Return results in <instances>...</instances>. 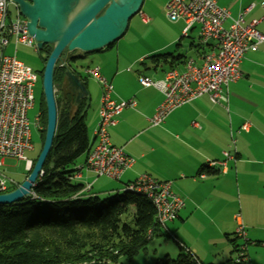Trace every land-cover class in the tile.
<instances>
[{"label": "crops", "instance_id": "crops-1", "mask_svg": "<svg viewBox=\"0 0 264 264\" xmlns=\"http://www.w3.org/2000/svg\"><path fill=\"white\" fill-rule=\"evenodd\" d=\"M216 1L227 7L233 16L252 5L245 13V23L259 20L257 28L264 34V0ZM182 31L170 32L161 43L128 56L108 52L114 47L113 43L96 51L103 57H92V61H99L93 66L99 67L101 74L112 83V98L117 102L136 101L134 107L124 108L116 116V123L109 127L112 143L124 147L136 161L120 179L97 175L93 179L95 173L92 170L81 168L74 180L84 186L92 184L89 191L81 192L87 195L125 191L129 182L143 174L172 181V189L183 198L184 205L178 217L166 222L165 227H156L150 239L155 235L168 237L169 232L175 233L185 240L200 261L204 262L202 259L209 257V261H213L210 263H214L219 253L217 243L232 233L237 236L236 230L240 224L246 229V236L249 237L246 240L260 244L264 242L257 239V232L264 230V42L242 58L240 77L224 88L226 102H213L204 94L173 109L161 125H153L150 118L163 101L164 94L155 86H143L139 76L144 74L154 80L162 79L170 69L183 71L186 61L191 58L200 65L209 50V45L199 41L195 46L191 41L188 46L191 51L188 54L182 52L178 48L182 37H185ZM190 32L186 37L190 36ZM86 54H74L79 56L76 60L65 58L62 63L78 74L87 87L88 96L82 101L86 99L89 102L87 126L93 147L103 87L98 79L87 72L92 66L83 68L77 62L72 68L69 64V60L76 62L85 58ZM91 78L94 80L92 88ZM64 88L72 93L66 74ZM72 94L75 105H79L76 104V95ZM246 123L248 126L245 129L243 126ZM86 158L87 154L83 162ZM211 162L215 164L210 165ZM83 164H77V167ZM203 172L206 173L204 177L201 176ZM101 177L116 180L117 188L95 187ZM94 187L98 192H94ZM236 188L240 191L238 199H234ZM204 232L215 237L207 245L209 256L198 238ZM175 242L180 252V244ZM232 250L233 244L229 257H236Z\"/></svg>", "mask_w": 264, "mask_h": 264}, {"label": "built area", "instance_id": "built-area-1", "mask_svg": "<svg viewBox=\"0 0 264 264\" xmlns=\"http://www.w3.org/2000/svg\"><path fill=\"white\" fill-rule=\"evenodd\" d=\"M12 4L17 8L15 17L10 15ZM251 6L233 16L227 7L219 5L216 0H168V17L172 21H185L183 36H188L193 28H198L199 41L209 45V50L200 65L191 58L186 61L183 71L170 69L162 79L154 80L144 74L139 76L143 86H155L164 94L163 101L150 118L153 125H161L173 109L204 94L213 102L227 101L224 88L240 77L242 58L248 51L257 50L264 42V34L257 28L259 20L245 23V13ZM27 22L14 0H0V193L8 189V179L2 170L6 156L26 160L28 170L33 165V160L27 158L25 152L33 148L28 110L34 106L37 75L32 67L18 60L16 54H5V48L12 42L15 51L19 44L38 49L35 37L28 32ZM87 72L98 79L103 92L100 118L94 131L96 143L88 152L84 164L77 168H87L97 176L120 179L136 159L124 147L112 143L109 127L116 123V116L124 108L134 107L136 101L129 99L117 102L112 98V83L101 74L99 67H89ZM247 126L248 123L243 128ZM205 175L201 173L202 177ZM128 184L144 186L157 198V223H154L153 234L156 227H165L166 222L178 217L184 200L172 189V181L143 174ZM91 188L92 184L89 183L81 192ZM236 233L240 238L245 237L244 225L240 224ZM169 236L190 250L181 236L172 232H169ZM246 239L240 244L235 260L239 264H264V260L261 263L251 262L246 252Z\"/></svg>", "mask_w": 264, "mask_h": 264}, {"label": "trees", "instance_id": "trees-1", "mask_svg": "<svg viewBox=\"0 0 264 264\" xmlns=\"http://www.w3.org/2000/svg\"><path fill=\"white\" fill-rule=\"evenodd\" d=\"M52 48L46 46L44 63ZM78 57L72 54L68 59ZM66 69L61 57L54 72L56 132L33 194L19 202L0 203V264H109L121 256L133 259L149 240L148 230L156 217L150 199L126 190L106 198L82 194L84 185L74 180L79 157L88 154L92 146L87 126L89 102L84 99L75 105V96L64 88ZM39 119L44 125L42 148L47 126L44 92ZM237 238L231 240L233 255L241 244ZM155 264L207 263L180 245L176 257L166 254ZM209 264L239 263L231 255Z\"/></svg>", "mask_w": 264, "mask_h": 264}, {"label": "water", "instance_id": "water-1", "mask_svg": "<svg viewBox=\"0 0 264 264\" xmlns=\"http://www.w3.org/2000/svg\"><path fill=\"white\" fill-rule=\"evenodd\" d=\"M27 18L28 32L40 49L53 45L43 70V92L47 109V126L43 147L27 178L16 188L0 193V203L11 204L29 198L52 148L58 110L54 87L57 61L65 50L83 53L99 51L122 37L131 18L142 8L144 0H14ZM68 88L76 95V104L88 96L81 77L68 66ZM84 264H105L92 261Z\"/></svg>", "mask_w": 264, "mask_h": 264}, {"label": "rangeland", "instance_id": "rangeland-1", "mask_svg": "<svg viewBox=\"0 0 264 264\" xmlns=\"http://www.w3.org/2000/svg\"><path fill=\"white\" fill-rule=\"evenodd\" d=\"M168 0H146L141 12L134 15L131 20L129 27L125 34L120 37L118 40H116L113 45L114 47L111 50H108V52L118 55L119 53L123 55H130V54H136L138 52H144L145 50H148L154 44H159L163 40H165L168 37V33L174 32V31H182L185 26L184 19H180L179 21H172L166 11V5ZM10 15L11 17H15L17 15V8L15 4H12L10 6ZM183 34V31L182 33ZM180 34V36H182ZM199 31L198 29L191 31L189 37H182L180 45L178 48L185 53H189L191 50L188 49V46L190 45L191 41H194L195 46L199 44ZM36 40V39H35ZM37 42V41H36ZM38 47V45H37ZM174 47H177L174 45ZM196 48V47H194ZM174 49V48H172ZM45 51L40 49L36 50L34 46H27L24 44H19L17 47V51H15V45L14 42H12L10 45H8L5 48V54L6 55H12L14 56L16 54V57L18 60L22 61L24 64L30 66L33 68V70L36 72L37 80L34 87V95H35V102L34 106L28 110V118L30 120L31 124V130H32V149H27L25 152V155L27 158L35 160L37 159L42 146V130L44 129L43 123L39 119V115L41 112V102H42V95H43V78L41 76V70L44 68V56ZM81 53L80 50L75 51H68L65 50L61 57L62 60L65 58H68L72 54H79ZM92 57L98 58L103 57L101 53L93 52L91 54L87 53L85 58L79 59L76 62L75 60H69V64L72 68H75L76 63L80 64L83 68H87L89 66L94 67L93 65H96L99 63V61H92ZM57 64V63H56ZM91 68V67H90ZM90 76H88L89 78ZM93 78L90 79V85L92 88ZM45 97V95H44ZM46 103V101H45ZM46 135V133H45ZM45 140V139H44ZM86 154H83L78 159V165L81 163H84V158ZM26 160L20 159L15 156H6L4 158V164L2 166V170L5 174V176L8 179V189L11 190L14 187H17L19 184H21L26 178L29 173V170L26 168ZM96 177V174L92 176L94 179ZM117 181L111 180L106 177H101L100 181H98L95 184V187H99V185H102V188H117ZM94 187V188H95ZM237 191V192H236ZM94 192H98V190L95 188ZM116 193H124L123 190H114L110 193H98L101 198L109 197ZM240 191L236 188L235 189V196L234 199H238ZM243 194V193H242ZM237 212H239L237 210ZM262 223V221L260 222ZM264 230H259L257 232V239L264 240ZM201 240V245L203 249L205 250V254L209 256L210 250L208 249L207 245L210 241H212L211 238L215 239L214 235L204 232L202 235L198 237ZM227 238H229L227 240ZM225 237L223 241H220L217 243V248L219 249V253L217 254V261L222 262L226 260L230 255V250L232 249V242L231 240L236 238V235L234 233L230 234ZM245 238H249L248 236H245L243 238H237L238 243H242L245 241ZM255 239V240H257ZM203 242V243H202ZM227 245H229V249H227ZM211 246V245H209ZM179 248L177 243L174 239L171 237H166L163 235L154 236L152 239H149L146 248H143L139 251V253L133 258L129 259L126 256H121L118 261H111L109 264H155L156 260L158 258L164 257L166 254H170L172 257H176L178 255ZM248 256L251 259L252 263H261L263 262L262 259L264 258V242L261 244L255 243V242H249L247 245L246 250ZM209 257H206L204 262L209 264V261L211 259H208Z\"/></svg>", "mask_w": 264, "mask_h": 264}, {"label": "bare ground", "instance_id": "bare-ground-1", "mask_svg": "<svg viewBox=\"0 0 264 264\" xmlns=\"http://www.w3.org/2000/svg\"><path fill=\"white\" fill-rule=\"evenodd\" d=\"M214 164L215 162L210 163V165H214ZM125 190L132 192V193L144 195L145 197H147L148 199L152 201V203L154 204L156 208V212H158L157 198L152 194V192L149 189H146V187L140 186V185L127 184L125 187ZM154 223H157V213H156V219ZM153 226L154 224L148 230V239H150L153 236Z\"/></svg>", "mask_w": 264, "mask_h": 264}, {"label": "flooded vegetation", "instance_id": "flooded-vegetation-1", "mask_svg": "<svg viewBox=\"0 0 264 264\" xmlns=\"http://www.w3.org/2000/svg\"><path fill=\"white\" fill-rule=\"evenodd\" d=\"M46 46H47V45H44V47L42 48V50H43V51H45V50H46Z\"/></svg>", "mask_w": 264, "mask_h": 264}]
</instances>
